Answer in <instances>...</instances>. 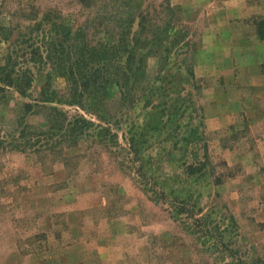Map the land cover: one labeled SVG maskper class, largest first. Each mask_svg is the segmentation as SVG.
Listing matches in <instances>:
<instances>
[{
    "label": "rangeland",
    "instance_id": "1",
    "mask_svg": "<svg viewBox=\"0 0 264 264\" xmlns=\"http://www.w3.org/2000/svg\"><path fill=\"white\" fill-rule=\"evenodd\" d=\"M0 67V264H264V0H0Z\"/></svg>",
    "mask_w": 264,
    "mask_h": 264
},
{
    "label": "trees",
    "instance_id": "2",
    "mask_svg": "<svg viewBox=\"0 0 264 264\" xmlns=\"http://www.w3.org/2000/svg\"><path fill=\"white\" fill-rule=\"evenodd\" d=\"M67 54L70 55L71 51H68ZM76 54L81 56L77 55L76 59L68 56L64 62L62 60V62L57 63L56 68L60 71L69 70V80L73 82L74 89L79 86V89L81 88L84 92L81 97L84 95L95 97L94 94L104 88L105 78L103 76L106 74L107 62L104 60V56L99 55L101 54L100 51H96L95 48L89 49L86 45H83L81 52L78 50ZM5 63L8 64L9 61ZM11 71L13 72V69ZM12 72L7 71V68L0 67V91L4 93L7 87L23 96L25 92L21 88L28 84L27 76L23 72L17 75ZM97 73L98 76L96 77L95 74ZM99 76L101 79L98 80ZM46 82H50V79H46Z\"/></svg>",
    "mask_w": 264,
    "mask_h": 264
}]
</instances>
